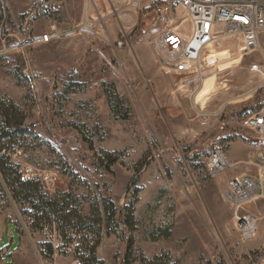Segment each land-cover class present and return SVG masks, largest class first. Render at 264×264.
Listing matches in <instances>:
<instances>
[{"label":"rangeland","instance_id":"374dc122","mask_svg":"<svg viewBox=\"0 0 264 264\" xmlns=\"http://www.w3.org/2000/svg\"><path fill=\"white\" fill-rule=\"evenodd\" d=\"M129 2L0 0V101L38 137L10 154L57 177L37 217L0 178V264H264V199L244 238L224 197L232 178L264 176V141L242 124L264 107L250 70L264 31L251 52L238 31L220 37L200 75L179 74L157 62L152 9ZM54 23L69 33L38 43ZM217 149L228 164L212 173Z\"/></svg>","mask_w":264,"mask_h":264},{"label":"built area","instance_id":"2783aa9c","mask_svg":"<svg viewBox=\"0 0 264 264\" xmlns=\"http://www.w3.org/2000/svg\"><path fill=\"white\" fill-rule=\"evenodd\" d=\"M128 4L140 11L152 9L147 24L156 30L152 46L157 62L179 74L200 75L205 52L220 37L238 31L243 37L244 50L251 52L258 47L260 34L264 31V0H130ZM220 24L224 25L222 31L218 28ZM68 33V29L54 23L37 41L49 43ZM250 70L261 77V82L253 89L256 92L264 87V65L253 64ZM242 124L254 130L264 141V107L245 117ZM16 150L14 148L15 153ZM18 152L22 154V151ZM261 154L264 164V148ZM227 164L225 152L217 149L210 157L208 169L217 173ZM21 174L23 180L38 178L44 188L51 187L57 178L51 172L36 170L32 166H22ZM224 197L232 207L233 219L244 238L252 235L254 219L251 214H244V210L247 205L264 199V176L232 178Z\"/></svg>","mask_w":264,"mask_h":264},{"label":"trees","instance_id":"16d2710c","mask_svg":"<svg viewBox=\"0 0 264 264\" xmlns=\"http://www.w3.org/2000/svg\"><path fill=\"white\" fill-rule=\"evenodd\" d=\"M150 9L146 8L145 11L148 12ZM30 138L38 139L33 124L26 122L19 105L11 99L0 101V178L3 184L9 186L13 198L31 203L37 217V213L47 209L42 197L41 181L38 178L23 180L21 164L15 162L10 154L15 147H22L25 140ZM115 161L116 158L110 156L107 167L110 168ZM105 210L109 216L115 214L109 202H106Z\"/></svg>","mask_w":264,"mask_h":264},{"label":"bare ground","instance_id":"6f19581e","mask_svg":"<svg viewBox=\"0 0 264 264\" xmlns=\"http://www.w3.org/2000/svg\"><path fill=\"white\" fill-rule=\"evenodd\" d=\"M203 58H204L203 61H204L205 63H207V62H209L210 56H209V54H206ZM238 62H240V58H237V59H235V60H233V61H231V62L225 64L224 66L222 65L223 67L221 66L220 68H218V70L226 69V68L230 67L232 64H234V63H238ZM207 85H208V84H207ZM210 87H211V86H210ZM210 87H209V86H205V87H204L203 90H206V91H208V92L205 93V95H203L202 97L206 98L208 95L211 94L212 89H211ZM253 224H254V222H253Z\"/></svg>","mask_w":264,"mask_h":264}]
</instances>
